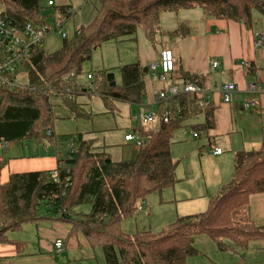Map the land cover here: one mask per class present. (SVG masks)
I'll use <instances>...</instances> for the list:
<instances>
[{"label": "trees", "instance_id": "16d2710c", "mask_svg": "<svg viewBox=\"0 0 264 264\" xmlns=\"http://www.w3.org/2000/svg\"><path fill=\"white\" fill-rule=\"evenodd\" d=\"M43 1L0 0L4 7L0 18L18 27L42 24L49 8ZM49 1L53 2L46 0V4ZM196 8L207 16L251 29L254 13L264 15V0H99L92 22L62 40L57 51L48 54L41 46L33 52L19 70L26 78L25 88L11 89L0 84V144L28 140L49 143L57 161L59 181H52L54 170L13 174L7 182H0V244H12L22 252V244L9 240L8 234L42 220L70 224L92 248L102 251L105 264H186L189 258L199 255L194 246L199 235L212 240L220 253L235 249L245 253L251 242H264V227L253 223L249 214L250 196L264 193V147L234 153L232 177L210 199L205 211L177 217L159 233L128 235L120 229L121 221L132 217L150 194L175 185L177 162L171 157L170 147L174 132L189 115L200 111L201 99L196 94H185L173 101L181 112L168 123L160 120L134 128L143 146L134 158L113 161L104 149L82 135L70 139L73 153L67 149L66 154L60 155L53 130L52 96L36 91H74L60 99L76 118L89 116L77 103L84 88L86 93L100 97L107 108L114 102L143 104L145 73L139 64L119 68L120 85L111 71L91 70L86 73L91 76L88 86L80 83L84 64L107 41L134 40L139 32L154 41L162 13ZM49 9L54 14L62 13L65 6ZM186 80L200 85L197 78ZM160 115L161 112L157 114ZM205 116V124L196 127V131L212 129L211 111L205 110ZM4 165L0 163V172ZM66 179L69 182L65 188ZM81 206H88L89 210L77 211Z\"/></svg>", "mask_w": 264, "mask_h": 264}, {"label": "crops", "instance_id": "0c3cea01", "mask_svg": "<svg viewBox=\"0 0 264 264\" xmlns=\"http://www.w3.org/2000/svg\"><path fill=\"white\" fill-rule=\"evenodd\" d=\"M253 19V27L247 29L233 21L207 16L198 8L166 12L160 16L159 31L154 41H149L139 32L134 40L115 42L139 47L136 61L131 64L137 63L147 72L144 103H124L129 121L126 123V132L120 134L118 142L111 141L107 136L111 130H101L94 124L90 127L85 124L86 131L78 134L86 140H93L95 146L104 149L110 157L111 152L119 148L121 153L118 161L135 157L138 148L125 142L124 136L136 134L134 128L140 126V116L157 115L162 111V104L156 101L161 91L172 87L182 90L185 84H191L186 80L187 77L197 78L200 82L197 86L203 90V94H196L201 99L200 111L189 115L174 132L170 152L172 159L177 162L176 183L172 188L160 192L161 201L158 200L152 209L162 215L159 219L161 226L177 217L205 211L210 199L230 181L234 153L264 147V15L254 13ZM165 47L173 52L175 64L173 73L161 81L152 75L150 68L158 63L160 51ZM213 62H218V68L213 67ZM250 69L251 75H248ZM95 70L112 72L107 65ZM147 75L158 78L162 82L160 87L149 81ZM229 83H233L236 89L226 104L219 86ZM250 84H255L259 90L249 92ZM247 102L253 105L244 108L243 104ZM77 103L89 116L76 118L69 111L74 119L93 120V115L87 109L90 105L78 100ZM115 103L109 105V109L105 106L107 113H116ZM52 104L54 106L53 101ZM177 105V102H173V106ZM205 110L211 111L212 129L198 132L196 127L204 125L206 121ZM194 134L197 136L194 137ZM215 149H221V154H214ZM1 162L5 164L0 172L1 183L7 182L13 174L53 172L57 167L56 158L51 152L33 142L0 144ZM146 200L140 204V208H145ZM173 202H178L174 211L173 208L169 212L161 210V205ZM249 214L253 223L264 227V193L250 196ZM8 238L21 243L22 252L19 253L12 244H0V264H92V259L98 264L97 249L92 248L84 235L67 223L42 220L25 224L20 231L9 233ZM58 239L64 244L60 254L54 249V242ZM194 246L199 255L189 258L186 264H264L263 241L251 242L245 253L238 249L232 253H220L214 242L205 235L196 236Z\"/></svg>", "mask_w": 264, "mask_h": 264}, {"label": "rangeland", "instance_id": "374dc122", "mask_svg": "<svg viewBox=\"0 0 264 264\" xmlns=\"http://www.w3.org/2000/svg\"><path fill=\"white\" fill-rule=\"evenodd\" d=\"M57 6H71L74 9V16L71 22L67 24V32L69 37L74 34V31L79 29L80 27H85L92 22L95 17L96 10L99 7V0H53ZM44 6L47 8L46 0L43 1ZM45 11V17L50 14V9ZM4 10L3 5L0 3V13ZM47 23H51V19H46ZM62 44V39L56 34H50L45 37L43 48L46 53H53L57 51ZM139 48V47H138ZM135 45L128 46V43H120L116 44L114 41L105 42L102 47L92 54V61L87 62L83 66L84 75L80 77V83L84 86H88L90 81L87 79V72L89 71H100L95 70V68H99L102 65H107L112 69V73L115 77V82L117 85L121 83V76L119 72V68L134 63L136 61V55L139 52ZM92 67V68H91ZM158 72V71H157ZM147 79L149 81L154 82L157 87H160L162 82L158 78H152L147 75ZM26 78L24 75L18 77V82L25 83ZM85 89V88H84ZM77 100L81 103H88L90 106L87 107L93 115V120L85 121V120H77L74 119L69 110L64 107L60 103V99L54 96L52 101L54 103V123L53 130L54 134L57 137V145L56 150L60 155L66 154L67 146L73 137H76L79 133L86 131V126L90 127L92 124L95 127L100 128L101 130H111L107 136L111 141L118 142L120 138V134L126 132V123L129 121L128 119V109L124 103L117 102L115 106L117 108L116 113H107L106 107L102 101V99L98 96H92L90 93L78 95ZM141 117V116H140ZM94 122V123H93ZM35 143L43 147L45 150L50 151L51 154L53 150L51 149L49 143L44 142V144H40L35 140L24 141V144ZM121 149L115 150L111 152V158L113 161H118L120 159ZM169 189V188H166ZM165 190V189H164ZM160 193H152L147 197L145 208H140L136 211V213L130 217L125 218L121 221L120 229L125 234H134L136 231L145 232L150 231L151 233H159L164 227L168 226L175 219L163 226L159 223V219L162 217L161 214L155 212L153 209V205L158 203V200L161 201ZM178 203V202H176ZM176 203H166L161 205L162 209L169 212L170 208L175 210ZM145 205V204H144ZM89 210L88 206H81L79 211L86 213ZM149 211V215L147 212ZM138 216V218H137ZM135 218H137L135 220ZM142 219V220H141ZM96 255H99L97 260L98 264H104V259L102 255V251L100 249L95 250ZM92 264H97L95 259H92Z\"/></svg>", "mask_w": 264, "mask_h": 264}, {"label": "built area", "instance_id": "2783aa9c", "mask_svg": "<svg viewBox=\"0 0 264 264\" xmlns=\"http://www.w3.org/2000/svg\"><path fill=\"white\" fill-rule=\"evenodd\" d=\"M47 7H56L54 1H49ZM74 9L71 7H65L62 13H53L45 17L42 24L28 23L25 26L18 27L14 25L10 20L6 18H0V84L11 89L25 88L26 83L18 82L20 68L28 62L33 52L43 46L44 39L50 34H56L62 40L69 38L67 32V24L74 16ZM50 18L51 23H47L46 19ZM175 58L173 52L165 47L160 51L159 61L156 65L150 68L152 75L158 77L161 81H164L168 75H171L174 71ZM213 67L218 68V62H213ZM158 71V72H157ZM87 79L90 80L91 76L88 75ZM236 87L233 83L222 84L219 86V92L222 95L223 102L229 103L231 100V94L235 91ZM249 92H256L259 88L255 84L248 86ZM37 92H44L47 95H51L52 98L56 96L60 98L62 95L70 96L74 93L71 89L65 90L64 92H56L49 88H42L36 90ZM40 92V93H41ZM87 90H83L82 93H86ZM185 94H203L202 88L194 84H185L182 90L177 88H169L161 91L156 98L157 103L162 104V111L160 117L155 114L143 115L139 117L140 125L149 126L159 122L168 123L173 115H177L181 112L180 107L170 106L173 101H176L182 95ZM253 103H244L243 107L248 108ZM49 135V132H48ZM197 134H194L196 137ZM124 141L132 143L137 148L143 146L142 139L134 134L130 133L124 136ZM67 149L70 153L74 152L73 142L69 141ZM221 149H215L214 154L220 155ZM53 183H58L57 170L53 172L52 177ZM69 180L66 179L64 187L68 186ZM54 249L57 254H60L64 250L63 241L58 239L54 242Z\"/></svg>", "mask_w": 264, "mask_h": 264}, {"label": "water", "instance_id": "95a60500", "mask_svg": "<svg viewBox=\"0 0 264 264\" xmlns=\"http://www.w3.org/2000/svg\"><path fill=\"white\" fill-rule=\"evenodd\" d=\"M147 72V69H144V73H146Z\"/></svg>", "mask_w": 264, "mask_h": 264}]
</instances>
